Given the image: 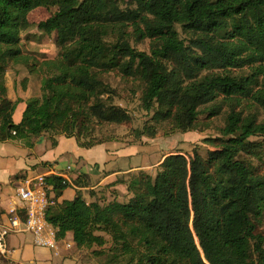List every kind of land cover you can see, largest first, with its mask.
<instances>
[{"label": "trees", "instance_id": "1", "mask_svg": "<svg viewBox=\"0 0 264 264\" xmlns=\"http://www.w3.org/2000/svg\"><path fill=\"white\" fill-rule=\"evenodd\" d=\"M51 6L57 10L38 28L56 34L60 52L39 60L20 41L29 14ZM132 39H148L150 51ZM11 63L41 77V94L18 123L7 85ZM246 68L249 74L235 73ZM109 72L140 81L151 121L173 130L203 131L222 113L219 103L234 106L219 134L203 139L213 148L176 151L155 174L140 171L128 181V201L88 202L77 190L58 202L65 189L86 186L84 178L48 176L57 202L46 219L57 238L72 233L79 248L103 247V231L113 259L125 264H264V169L251 158H261L264 119L246 105L239 110L248 101L264 112V0H0V142L31 145L46 133L75 137L83 147L107 141L89 139L96 125L131 121L106 98ZM136 134L154 138L157 130Z\"/></svg>", "mask_w": 264, "mask_h": 264}, {"label": "crops", "instance_id": "2", "mask_svg": "<svg viewBox=\"0 0 264 264\" xmlns=\"http://www.w3.org/2000/svg\"><path fill=\"white\" fill-rule=\"evenodd\" d=\"M25 83L22 81V84ZM7 85L9 86L8 79ZM21 91L15 99L9 87V97L18 101L14 113L16 123L22 120L24 113V108L20 111L19 103L40 95L31 93L30 89L28 92L25 89ZM178 142L179 138L176 136L152 139L142 136L139 141L131 144L116 139L83 147L75 137L53 136L48 133L35 137L31 145L21 139L0 142V235H4L7 248V253H0V262L67 264L66 261L70 259L69 264H80L73 254L75 241L72 233H67L63 239L57 238L58 251L34 244V236L25 229V220L21 218L16 187L21 179L37 174L57 176L66 172L70 181L83 177L86 186L65 189L57 196L58 202L73 199L77 190L82 192L88 202H109L114 199L128 201L132 197V193L128 191V181L140 171L156 173L163 159L176 152H169L167 149L173 144L178 145ZM69 166L71 169L67 170ZM53 194H56L55 191ZM12 209L19 210L13 212ZM16 218L19 220L17 224L14 223Z\"/></svg>", "mask_w": 264, "mask_h": 264}, {"label": "rangeland", "instance_id": "3", "mask_svg": "<svg viewBox=\"0 0 264 264\" xmlns=\"http://www.w3.org/2000/svg\"><path fill=\"white\" fill-rule=\"evenodd\" d=\"M57 10L56 6L51 7H39L34 9L29 14L30 27L28 30L22 33L20 45L25 53L33 56L39 60L43 59H53L59 55L60 48L56 43V34H48L38 28L39 22L46 20ZM132 45L142 51H150L151 42L148 39L144 41L137 42L132 39ZM7 79L11 90L13 98L19 97L18 94L22 93L21 89H25L26 92L30 89V92L38 95L41 94V77L36 75H31L27 68L22 65H12V63L7 68ZM249 74L251 70L246 68L242 71H235V73ZM27 78V82L22 84V81ZM103 80L110 85L111 92L106 95L109 97V102L114 105L120 106L128 111L131 116V121L125 124L116 123H101L95 126L94 130L90 134V140H116L120 139L122 142L131 144L139 141L140 138L137 137V132L146 129L147 126H153L157 130L156 137L165 136H176L179 138L178 145L173 144L167 150L169 152L182 151L186 154L193 152V149L198 146L203 154L206 153L207 149L213 148L208 143H204L203 139L210 136H216L219 134V128L224 126L225 118L230 108L234 105L227 102H221L219 105L222 107V113L212 119L210 127L205 128L203 131H189L183 132L178 130H173L169 122L164 121L159 124L151 121L152 112H147L142 103V91L143 86L140 81L136 78L126 79L117 72H109L103 75ZM15 95V96H14ZM17 95V96H16ZM21 101L20 111L25 110L28 100ZM248 101H244V105L239 106V110L245 105L244 111H255L259 115V119H264V112L260 107H248ZM203 118L205 117L202 116ZM16 119L18 116L16 115ZM146 137V136H145ZM152 139L150 137H146ZM186 139V140H185ZM255 140V139H252ZM258 143L262 145L261 148V158L251 157L256 165H261L264 169V139L262 137L257 139ZM181 146V148H178ZM160 155L157 156L159 159ZM151 173H155L152 172ZM18 184L16 187H18ZM262 230L264 231V221L262 224ZM98 234L103 235L106 238V244L103 247L93 246L92 248H79L73 242L74 251L73 254L79 259L80 264H125L124 261H118L113 259L114 253L110 250L112 246L111 236L103 231H98ZM31 238V237H30ZM103 251V254L98 252ZM68 259L67 264L71 263ZM0 264H11L8 262H0Z\"/></svg>", "mask_w": 264, "mask_h": 264}, {"label": "built area", "instance_id": "4", "mask_svg": "<svg viewBox=\"0 0 264 264\" xmlns=\"http://www.w3.org/2000/svg\"><path fill=\"white\" fill-rule=\"evenodd\" d=\"M70 169L69 166L67 170ZM58 176L70 181L66 172L59 173ZM52 188L53 186L47 182L46 175L37 174L19 181L17 195L20 200V209L26 214L24 227L33 234L34 244L58 251L57 229L46 219L48 208L57 202L55 195L51 192ZM18 210L12 209L13 212ZM18 221L16 218L14 223L17 224ZM0 253H7L4 235H0Z\"/></svg>", "mask_w": 264, "mask_h": 264}]
</instances>
